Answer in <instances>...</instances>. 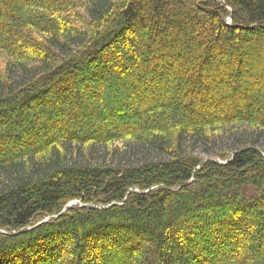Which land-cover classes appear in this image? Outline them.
I'll return each mask as SVG.
<instances>
[{
	"label": "trees",
	"instance_id": "obj_1",
	"mask_svg": "<svg viewBox=\"0 0 264 264\" xmlns=\"http://www.w3.org/2000/svg\"><path fill=\"white\" fill-rule=\"evenodd\" d=\"M70 3L0 0V264H264L241 233L264 231V0H82L78 25Z\"/></svg>",
	"mask_w": 264,
	"mask_h": 264
},
{
	"label": "rangeland",
	"instance_id": "obj_2",
	"mask_svg": "<svg viewBox=\"0 0 264 264\" xmlns=\"http://www.w3.org/2000/svg\"><path fill=\"white\" fill-rule=\"evenodd\" d=\"M73 3L71 4H69V6H72L71 7V9H70V11L71 12H68L66 15H63L64 16V18L66 17V21L67 22H69V25H73V23L74 22H76L75 20H80V19H82L83 18V16H81L82 14H83V11L82 10H80L79 8L81 7V3H82V0H71ZM53 12V11H52ZM73 12V13H72ZM30 13H31V15L32 14H42L43 12L42 11H40V10H38V9H33V10H31L30 11ZM84 15V14H83ZM51 16V15H50ZM54 16V15H53ZM52 16V17H53ZM75 19V20H74ZM230 22V21H229ZM75 25H78L77 23H74ZM34 28V27H33ZM32 27L30 28L29 26H27V27H25V29H23L22 31H23V33L26 35V36H29L31 39H33L34 41H37L38 40V38H41L42 37V34L40 33V32H38L35 28L33 29ZM41 36V37H40ZM257 39V38H256ZM254 40V42H253V44L252 45H246V48L248 49L247 51L249 52V55L246 57L247 58V60H245V61H247V63H249V65L250 64H253V65H255V66H259L258 64L261 62V60L259 59V58H257V55H256V52H257V50H258V52H260L261 50H260V48H262L263 46L262 45H264V39H263V43L262 42H260V43H257V40ZM262 44V45H261ZM254 50V51H253ZM260 50V51H259ZM245 58V59H246ZM14 61V58L11 56V54L10 53H8L6 50H4L1 46H0V73H2V74H4L5 72H6V68L9 66V64L10 63H12ZM248 65V64H247ZM248 65V66H249ZM80 90L81 91H85V89H84V87L82 86V87H80ZM86 92V91H85ZM99 100H101V98H98V101ZM104 100V99H103ZM246 128V129H245ZM250 126L248 127V125H241V124H238V123H235V124H230V125H228V126H226V127H222V126H220V127H216V128H213V129H211V130H208V131H206L207 132V135H209V136H214V137H218L219 138V136H221L222 134H223V136H225V137H223L224 139H222V140H220V141H216L214 144H211L209 147H210V149H209V147H204V146H201V145H199V146H197V151L198 152H202V151H204V150H210V152H212L213 150H219L220 148H223V149H229V147H231V144H232V141H231V139L230 138H228V135L229 134H231V133H240L241 132V130H243V129H245V130H250ZM241 134V133H240ZM239 134V135H240ZM10 137H15L16 136V133L14 132V133H12V132H10V134H8ZM20 135H22V134H20ZM23 135H24V133H23ZM6 137V136H5ZM239 137V136H238ZM247 142H249V141H247ZM262 144H263V147H260V148H264V135H263V141L261 142ZM130 144H134V141L131 139V138H125V139H122V140H120V141H113V142H111L109 145H108V147H109V149H108V151L110 152V150L112 149V148H115V147H117V148H119V149H123V147H126V146H128V145H130ZM86 147H89V146H86ZM212 147V148H211ZM227 152H229V151H227ZM200 156H202L203 158H209V156L206 154V152H202V153H200L199 154ZM232 155V154H231ZM99 156H100V158L102 159V160H107L108 162H111L112 161V159L110 158V155L109 154H106V156L104 155V151H101V154L99 153ZM230 159V158H229ZM221 162H223V161H221ZM248 194L249 195H251V196H253L254 195V193H252V191H249L248 192ZM72 204V206L73 205H75V204H77V203H71ZM71 206V207H72ZM70 207V208H71ZM226 219L225 220H227L228 222L230 221L231 222V220H233V218L232 217H234V218H238V214H236V213H231L230 211H227V213H226V215L224 216ZM252 217V216H251ZM251 217H249L248 218V221L249 222H243V226H242V231H241V233H243V231L245 230V228H247L245 231H248L250 234L251 233H253L252 235H254L255 236V238L256 237H259V235L260 234H262L264 231H263V229H262V227L261 226H259V224H257L256 223V221L255 222H253V219L251 218ZM47 220H45V222H46ZM233 221H236V220H233ZM44 222V221H43ZM41 224V223H40ZM212 229V226H210V228H208V230L210 231ZM215 229V228H214ZM244 229V230H243ZM207 234H209L208 232H207ZM214 235H213V240H215L216 241V239L217 238H219V235L217 234H215V233H213ZM264 234V233H263ZM221 235H224V234H221ZM176 236H178V239H179V241L181 240L182 242H187L188 240V237H186V236H182V234H176ZM214 243V242H213ZM216 243V242H215ZM215 245L216 244H214V246H213V248H215ZM245 248V250L248 248L247 247V245L244 247ZM264 248V247H263ZM217 249V250H216ZM215 250H216V253L215 254H217V256L218 257H216V259L217 258H223L224 260H226V261H229L230 259H235V258H238V259H241L242 257L243 258H245L246 257V255H248V256H250V258L252 259V257H257L255 254V251H253V250H247V252L246 253H242V252H237L236 254H234V255H232V256H229L228 257V255L227 254H222V253H218V251L220 250V248L218 247V245H216V248H215ZM227 255V256H226ZM57 257L55 258V262H56V264H70L69 263V256H67L66 255V252H64V253H61V254H58V255H56ZM118 259H117V264H126L124 261H125V253H119L118 255ZM263 259L264 258V253L262 254L261 253V255H259L258 257H257V259ZM30 260H28V264H38V262L37 261H35V259H33V258H29ZM133 258H131L129 261H131ZM206 258H204V260H205ZM256 259V260H257ZM206 261H207V263H211L212 264V262L210 261V259L209 260H207L206 259ZM21 262H23V259L21 260V261H14V263L13 264H20ZM48 263V261H45V264H47ZM49 263H50V261H49ZM7 264H10V263H7ZM12 264V263H11ZM114 264H116V263H114Z\"/></svg>",
	"mask_w": 264,
	"mask_h": 264
},
{
	"label": "water",
	"instance_id": "obj_3",
	"mask_svg": "<svg viewBox=\"0 0 264 264\" xmlns=\"http://www.w3.org/2000/svg\"><path fill=\"white\" fill-rule=\"evenodd\" d=\"M72 206V204H70V205H68V207L62 212V214L63 213H65L66 212V210L68 209V208H70ZM45 222V221H44ZM29 230H31V228H26V229H23L22 231H20L21 233L22 232H26V231H29ZM16 234V233H15Z\"/></svg>",
	"mask_w": 264,
	"mask_h": 264
}]
</instances>
